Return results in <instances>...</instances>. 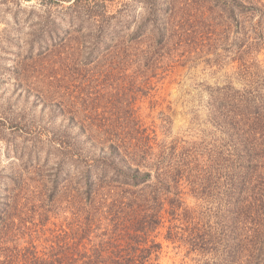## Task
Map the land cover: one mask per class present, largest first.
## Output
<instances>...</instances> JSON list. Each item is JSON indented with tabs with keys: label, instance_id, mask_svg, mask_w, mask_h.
I'll list each match as a JSON object with an SVG mask.
<instances>
[{
	"label": "rangeland",
	"instance_id": "374dc122",
	"mask_svg": "<svg viewBox=\"0 0 264 264\" xmlns=\"http://www.w3.org/2000/svg\"><path fill=\"white\" fill-rule=\"evenodd\" d=\"M233 15L216 0H0V200L24 184L49 193L57 171L53 206H65L74 170L57 143L89 145L95 125L138 121L167 143L222 139L210 122L213 93L264 87V45L247 52L242 33L264 28V14ZM183 192L188 208H207L187 186ZM31 199L28 207L41 204ZM63 212L44 226L29 212L16 237L40 244L44 229L70 216ZM169 219L154 233L159 264H204L207 256L166 237L169 225H180Z\"/></svg>",
	"mask_w": 264,
	"mask_h": 264
},
{
	"label": "trees",
	"instance_id": "16d2710c",
	"mask_svg": "<svg viewBox=\"0 0 264 264\" xmlns=\"http://www.w3.org/2000/svg\"><path fill=\"white\" fill-rule=\"evenodd\" d=\"M216 1L234 15L264 14L260 0ZM242 33L247 52L264 45L263 26ZM155 34L164 38L166 32ZM210 99V122L224 136L211 145L167 143L138 121L135 127L95 125L89 145L59 141L74 170V186L62 193L66 205L53 206L57 171L49 193L24 184L0 200V264H159L161 244L154 233L166 214L181 225H169L166 237L207 256L204 264H264V87L227 86ZM186 186L207 202L205 210L184 204ZM33 195L41 204L28 207ZM61 211L70 216L44 229L40 244L23 245L16 237L29 212L38 213L44 226L50 213Z\"/></svg>",
	"mask_w": 264,
	"mask_h": 264
}]
</instances>
